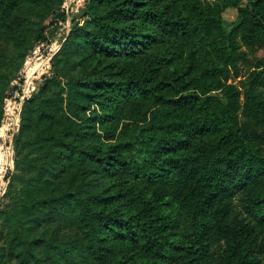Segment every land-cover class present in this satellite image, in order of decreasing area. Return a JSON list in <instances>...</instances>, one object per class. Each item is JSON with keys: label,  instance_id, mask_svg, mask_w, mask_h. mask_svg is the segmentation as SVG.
<instances>
[{"label": "trees", "instance_id": "16d2710c", "mask_svg": "<svg viewBox=\"0 0 264 264\" xmlns=\"http://www.w3.org/2000/svg\"><path fill=\"white\" fill-rule=\"evenodd\" d=\"M62 3L0 0V121ZM51 66L22 106L0 264H264V0H83Z\"/></svg>", "mask_w": 264, "mask_h": 264}, {"label": "rangeland", "instance_id": "374dc122", "mask_svg": "<svg viewBox=\"0 0 264 264\" xmlns=\"http://www.w3.org/2000/svg\"><path fill=\"white\" fill-rule=\"evenodd\" d=\"M83 9V0H63L60 11L66 14L64 26H56L48 17L43 22L45 40L42 43L35 44L24 57L21 66L14 73L6 86L2 105H1V121H0V153L3 154V162L0 164V209L8 203L5 199V192L11 178L14 175L24 176L25 172L15 170V151L14 141L21 128V112L22 106L32 94H34L41 83L51 77V61L52 58L60 50L62 44L66 40L73 19H78ZM223 18L228 23L236 18V11L233 9L226 10ZM79 25L83 24V20H78ZM11 45H7L4 40H0V48L6 53L14 54ZM259 55H263L259 53ZM3 72L7 69L2 67ZM63 231V230H62ZM64 236H68L69 231H63Z\"/></svg>", "mask_w": 264, "mask_h": 264}]
</instances>
